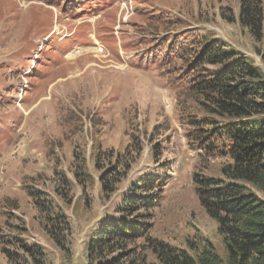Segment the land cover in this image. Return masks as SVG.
<instances>
[{
	"label": "rangeland",
	"instance_id": "obj_1",
	"mask_svg": "<svg viewBox=\"0 0 264 264\" xmlns=\"http://www.w3.org/2000/svg\"><path fill=\"white\" fill-rule=\"evenodd\" d=\"M67 2L0 0V241L38 243L51 264H86L93 225L136 180L156 173L169 179L150 234L182 247L208 239L224 256L217 225L194 191L199 154L179 119L166 45L183 34L219 37L264 73L257 44L232 19L238 0ZM223 161L209 160L208 171L217 175ZM126 164L108 200L101 179ZM29 189L60 205L71 225L67 244L47 234ZM6 244L0 264H13L18 258Z\"/></svg>",
	"mask_w": 264,
	"mask_h": 264
},
{
	"label": "trees",
	"instance_id": "obj_2",
	"mask_svg": "<svg viewBox=\"0 0 264 264\" xmlns=\"http://www.w3.org/2000/svg\"><path fill=\"white\" fill-rule=\"evenodd\" d=\"M232 19L247 30L264 62V0H238ZM183 35L168 39L166 72L180 89L179 119L187 127V143L199 154L200 165L192 174L194 191L217 225L225 255L208 239L182 247L150 234L153 210L169 179L154 173L136 180L111 213L105 212L90 229L86 264H264V198L257 193L264 194V73L219 37ZM217 157L224 161L214 175L207 164ZM79 159L82 174L90 180L84 156ZM166 162L162 166L171 164ZM128 166L114 178L102 177L101 191L108 200ZM27 192L50 238L57 245L67 244L71 225L60 205L40 189ZM0 242H7L10 247L2 249L18 258L13 264H51L38 243L13 237Z\"/></svg>",
	"mask_w": 264,
	"mask_h": 264
}]
</instances>
